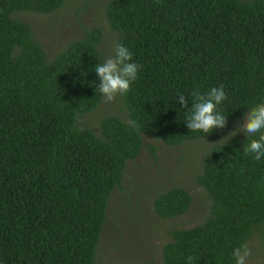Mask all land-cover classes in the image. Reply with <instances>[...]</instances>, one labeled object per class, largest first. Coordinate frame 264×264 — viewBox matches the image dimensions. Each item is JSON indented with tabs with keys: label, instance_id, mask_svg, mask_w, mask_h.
<instances>
[{
	"label": "trees",
	"instance_id": "1",
	"mask_svg": "<svg viewBox=\"0 0 264 264\" xmlns=\"http://www.w3.org/2000/svg\"><path fill=\"white\" fill-rule=\"evenodd\" d=\"M64 1L0 0V264H101L109 199L139 155L142 134L177 146L221 131L187 127L194 91L223 85L227 99L218 107L227 124L264 102V0H110L108 24L142 68L122 96L128 120L105 115L97 135L79 116L102 99L94 70L103 62L101 29L49 59L16 16L51 13ZM252 138L230 137L204 153L195 181L208 213L170 231L162 264H188L189 256L191 264H235L233 249L264 228V158L244 153ZM191 202L176 186L152 205L168 219Z\"/></svg>",
	"mask_w": 264,
	"mask_h": 264
},
{
	"label": "rangeland",
	"instance_id": "2",
	"mask_svg": "<svg viewBox=\"0 0 264 264\" xmlns=\"http://www.w3.org/2000/svg\"><path fill=\"white\" fill-rule=\"evenodd\" d=\"M109 1L65 0L51 13L20 11L16 16L30 24L33 38L49 59L67 43L82 37L86 30L99 27L102 31L99 48L104 60L114 55L117 44V34L105 16ZM103 99L102 96L92 112L79 116L80 126L89 127L97 135L101 134L100 121L105 115L128 120L122 96L118 95L110 103H104ZM242 123L243 118L237 119L213 136L177 146L142 134L139 155L127 162L121 186L110 196L98 244V261L101 264H162L161 248L171 239L170 231L196 225L208 213L210 200L195 181L201 170L202 156L212 145L244 134L236 131L229 136ZM176 186L189 191L191 205L181 216L160 218L153 210V199L158 193ZM247 244L252 250L247 264H264V228L255 232Z\"/></svg>",
	"mask_w": 264,
	"mask_h": 264
},
{
	"label": "clouds",
	"instance_id": "3",
	"mask_svg": "<svg viewBox=\"0 0 264 264\" xmlns=\"http://www.w3.org/2000/svg\"><path fill=\"white\" fill-rule=\"evenodd\" d=\"M132 57L133 53L128 47L117 43L114 48V55L95 65L94 70L99 77L98 90L104 98V103L113 102L118 95L126 94L130 90L132 82L137 79L138 71L142 65L138 62H132ZM190 96L192 104L190 113L185 120L191 132L210 133L214 129L226 126L227 116L218 107L222 101L227 99L223 85L212 87L207 93L194 91ZM178 97L179 104L188 108L186 96L179 94ZM128 123L131 127L139 130V125L135 120H130ZM236 131H243L248 137H255L244 149L246 156L254 154V159L257 161L264 158V102L253 106L244 113L243 123L238 125L233 132H230L229 136L234 135ZM251 254L252 250L247 243H242L232 251L235 264H247ZM192 260L193 257L189 256L187 258L188 264H191Z\"/></svg>",
	"mask_w": 264,
	"mask_h": 264
}]
</instances>
